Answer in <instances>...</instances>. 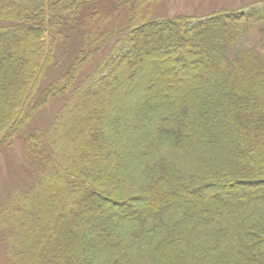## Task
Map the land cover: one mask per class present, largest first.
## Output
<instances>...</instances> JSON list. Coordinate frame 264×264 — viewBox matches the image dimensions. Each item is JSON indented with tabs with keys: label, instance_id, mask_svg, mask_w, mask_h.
<instances>
[{
	"label": "trees",
	"instance_id": "16d2710c",
	"mask_svg": "<svg viewBox=\"0 0 264 264\" xmlns=\"http://www.w3.org/2000/svg\"><path fill=\"white\" fill-rule=\"evenodd\" d=\"M97 1L0 0V153L20 144L25 175L0 199V264H264V1L173 18ZM90 100L107 102L90 141L54 140ZM31 219L56 229L32 243Z\"/></svg>",
	"mask_w": 264,
	"mask_h": 264
},
{
	"label": "rangeland",
	"instance_id": "374dc122",
	"mask_svg": "<svg viewBox=\"0 0 264 264\" xmlns=\"http://www.w3.org/2000/svg\"><path fill=\"white\" fill-rule=\"evenodd\" d=\"M7 6L14 7L17 11L19 10L18 2H25V0H3ZM104 0H98L97 3L99 4ZM264 0H166L164 3H162L158 9L156 15H159L164 18H173L177 14H186V15H193V16H207L214 12H222L224 10H236L238 8H242L246 5H252L254 3H258ZM99 9L96 7L95 10ZM86 21H88L86 19ZM85 21V22H86ZM89 25V23H88ZM90 25H92V28L94 29V32L96 34L99 33L100 28L99 24L96 21H93ZM258 28L254 29L253 35L250 37L253 41H255V38L258 36ZM179 77L184 78V82L187 81V76L184 74L178 75ZM176 81V80H174ZM152 92L151 90H148L147 93ZM121 98H124V95L131 94L132 91L128 90V88H125L124 90L120 91ZM152 94V93H151ZM106 100H102L100 102H94V101H87L81 105L80 112L76 115L71 113L68 116V119L65 120L62 123V129L55 130L52 133V137L54 140H56V137L58 134L62 132L68 133V138L72 141H76V143L80 141H90L88 137L84 134V121L87 117H91V115L94 117V119L99 123L101 113H103V110L101 108V105H106ZM112 105V104H111ZM58 104L57 102L50 106L49 110L45 113L44 120L49 121L51 119V116L53 112L56 110ZM105 111V110H104ZM61 145V144H60ZM101 147V144L95 146L93 143L89 145L88 150L90 152V155H94L97 151L99 152ZM86 158H88V153L86 151H82L80 153V159L81 161H84ZM23 159L24 161V155L22 154V147L20 144L18 145H12L10 149L2 151L0 153V199L5 198L9 189L11 183H17L19 185V188L24 189V183H25V175L21 173L20 165L18 164V161H21ZM58 180V179H57ZM44 195L39 194L37 192H33L28 201H24V204L29 203L31 201H39L41 197ZM68 196V192H64L63 196L60 198L58 195H55L54 199L52 200L51 204L42 210L41 212H46L49 214V218H54L58 216V212L60 209V206L62 203L66 200ZM26 207L19 206L18 209H20L22 216L17 217V222L21 223L23 221V218L28 216H31V212L25 210ZM29 219V218H28ZM28 227H24L19 229L18 235L19 237H22L23 239H26L27 241L30 240L32 243H38L40 236H43L44 234H47L49 232H53L56 229L55 225H52L50 222L40 223L35 222V220H28ZM23 227V226H22ZM62 235V233H60ZM32 243H28L26 246V249L32 247ZM263 247V246H261ZM26 249L22 248V254L27 253Z\"/></svg>",
	"mask_w": 264,
	"mask_h": 264
}]
</instances>
